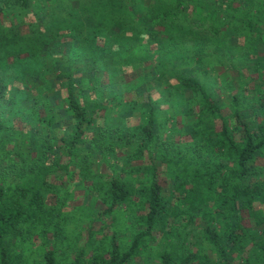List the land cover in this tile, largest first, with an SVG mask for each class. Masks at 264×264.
Here are the masks:
<instances>
[{"label": "trees", "instance_id": "1", "mask_svg": "<svg viewBox=\"0 0 264 264\" xmlns=\"http://www.w3.org/2000/svg\"><path fill=\"white\" fill-rule=\"evenodd\" d=\"M74 1L0 0V264H264V0ZM123 18L128 59H160L143 102L100 83L126 87L107 60ZM226 25L254 39L240 69L210 42Z\"/></svg>", "mask_w": 264, "mask_h": 264}, {"label": "rangeland", "instance_id": "2", "mask_svg": "<svg viewBox=\"0 0 264 264\" xmlns=\"http://www.w3.org/2000/svg\"><path fill=\"white\" fill-rule=\"evenodd\" d=\"M80 1H85V0H75L74 4L78 3ZM241 4H242V2H241ZM254 14H256L255 10H254ZM223 16H225V15H223ZM13 17H15V16L14 15L6 16L4 21L7 24H9V23L11 24V22L16 24L17 21ZM190 18L193 19L192 16H190ZM213 18H215V17H211L210 20H212ZM123 19L118 20V23H120L122 25L120 34L123 37L121 38V40H119L120 44H115V46L113 45V47L110 49V52H113V54L110 53V55H112V56L111 57L108 56L107 60H108L109 67H113V71L118 73V75L116 76L117 77L116 80H120L119 84L120 85L125 84L126 87L122 89V88H119V86H112L110 83V78H108L107 73L102 76L100 83H101V87L107 86L110 91H114V94L115 93L119 94V96L123 92V98H124L125 103L134 102V101L143 102L146 99L141 98V97L142 96H148V93L145 92L144 94H142L140 96V94L143 93L144 90H146V86H147L145 83L141 82V80L143 79L141 76V72L143 70H146V72H149L151 70L152 71L151 77L153 78L152 80L157 81L159 79V75L162 73L160 66H158L160 59H155L153 61L148 60L147 62H145L144 60H140V59L139 60L136 59L134 61L132 59H128V57L132 54V52H135L137 54L138 58H139V56H141L143 58L145 56L141 52V47L140 48L137 47V44H133V42L131 40L132 35L135 33L131 30V21L127 20V18H123ZM126 20L129 23L126 22ZM227 20L229 21V19H227ZM194 22L196 23L195 20H194ZM261 26H264V24H262ZM227 29H229L227 25L224 28L222 27L220 29L221 30L220 34L218 35L220 37H217L218 39L213 38V40H211L210 42L215 41L217 43L218 41L221 40L220 42L223 43V46H222L223 49L228 48L226 50V51H228L230 48H232L234 55H235L233 62L236 63L238 66L237 68L240 69L241 66L245 65V63L241 64L243 62V60L241 58V56L243 54L245 56H247V58L250 57V59H252V61H254L256 59L257 51H255V49L253 48L254 47V39L251 38L253 44L248 43L249 45H246L245 37L243 36L241 31H240V34L236 36L237 38L231 39V37L233 35L237 34V30L235 28L231 29L230 35H228ZM158 30L162 31V30H166V29L161 27V28H158ZM153 47L154 46H151V48H153ZM216 47H218V44L210 43V45L207 48L210 50H215ZM257 48H258V55L263 56L264 55V38L262 41H260ZM171 55H172V57H174L175 52L172 51ZM172 57H171V59H172ZM226 58H227V60L225 59L223 62L225 63V65L227 64V62L230 64L232 61V59L230 58V54L227 55ZM237 59H238V63H237ZM51 62L52 61L50 60L49 63L47 64V67L51 66ZM247 64H249V63H247ZM30 67L32 69H30L31 71H29V72H31L32 75H35L37 73V68L34 69L32 66H30ZM168 69H171V67H169ZM166 71H168L166 73L167 77L163 81L170 83L171 86H174V89L172 91H174V93H175L177 86H178V81L176 80V75L169 70H166ZM237 71L231 70L229 72V74L232 78V81L235 82L236 87L238 86V83L235 79L239 78ZM83 75H85V73H83ZM217 76L219 79L222 78L225 80H230V79H228L229 76H228V73L226 72V70L224 69V65L218 66L216 68L215 72L213 71L212 78L217 77ZM165 86H167V85H165ZM224 93L227 94L226 90H224ZM104 95L107 96L108 93L105 91ZM151 96L154 99L160 98V94L154 89L151 91ZM162 99H164V98H162ZM160 103L163 105L161 108L162 110L168 109V104L164 100H160ZM170 103L171 102L169 101V104ZM138 104H140V103H138ZM164 105H167V106H164ZM136 108L139 109V105H136ZM129 109H130L129 107H122V112L123 113L125 112L126 114H128L130 112ZM139 114H140V112L136 111L135 112L136 117H131L130 119H128L127 120L128 124H132V125L136 124L138 122L137 115H139ZM178 121L181 125V117L178 119ZM67 124H69V122H67ZM161 183L166 188H168L169 182L166 181L165 177L161 178ZM67 184H68L67 185L68 187H69V184L74 185V186L71 185V191L73 190L72 191L73 202L71 203V205L72 206H81L84 202L85 192L82 189H80V190L75 189L76 183L74 184L73 180L68 181ZM99 208H100V206L97 207L98 210H100ZM242 215H243V223L245 224V226L246 227H252L254 225L253 220L249 216H247L246 213H242ZM100 226H101L100 223L96 224L97 228ZM35 245H37V244H35ZM28 257L31 260L43 258V256H40L38 252H34L31 256H28ZM137 264H142V262L140 260H138Z\"/></svg>", "mask_w": 264, "mask_h": 264}]
</instances>
